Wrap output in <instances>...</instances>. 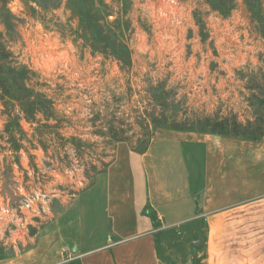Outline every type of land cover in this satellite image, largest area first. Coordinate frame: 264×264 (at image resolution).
Wrapping results in <instances>:
<instances>
[{
  "label": "rangeland",
  "instance_id": "374dc122",
  "mask_svg": "<svg viewBox=\"0 0 264 264\" xmlns=\"http://www.w3.org/2000/svg\"><path fill=\"white\" fill-rule=\"evenodd\" d=\"M81 13L116 28L132 52L130 68L93 51ZM0 34L43 102L27 120L20 103L0 99V204L40 191L50 212L16 243L0 229V260L10 264L41 238L49 251L61 247L57 229L97 176L89 178L91 166L131 150L111 140L108 124L134 137L143 130L137 122L161 108L148 93L162 95L168 120L234 114L245 121L248 88H264V0H226L219 9L211 0H8ZM159 128L166 127L154 128L152 139ZM198 222L156 231L164 264H203Z\"/></svg>",
  "mask_w": 264,
  "mask_h": 264
},
{
  "label": "crops",
  "instance_id": "0c3cea01",
  "mask_svg": "<svg viewBox=\"0 0 264 264\" xmlns=\"http://www.w3.org/2000/svg\"><path fill=\"white\" fill-rule=\"evenodd\" d=\"M121 152L77 196L61 247L41 238L20 264H164L156 231L199 219L203 264H264V136L159 128L145 152Z\"/></svg>",
  "mask_w": 264,
  "mask_h": 264
},
{
  "label": "trees",
  "instance_id": "16d2710c",
  "mask_svg": "<svg viewBox=\"0 0 264 264\" xmlns=\"http://www.w3.org/2000/svg\"><path fill=\"white\" fill-rule=\"evenodd\" d=\"M8 0H0V8L6 5ZM226 0H211L214 8L219 9L224 6ZM248 9L254 6L248 2ZM84 30L91 35L85 36L89 42V46L95 52H99L106 57L116 60L121 66L130 68L132 65V52L127 43L122 40L116 28L112 25H104L100 23L98 17L91 16L90 13L80 14ZM260 33L259 35H262ZM260 36V37H261ZM262 38V37H261ZM30 78L24 66H20L16 62L13 51L10 50L6 41L0 34V99L3 101H13L20 103V112L27 120H32L34 114L39 112L36 107L41 102V93L37 92L28 84ZM163 86V85H157ZM154 88H158V87ZM258 87L260 92H255ZM250 86L248 89L252 92L248 98L249 106L252 108L251 116L245 121L238 120L234 114L204 115V116H184L181 121L177 118L167 119L166 111L163 107V97L160 94L152 95L148 93V99L152 103L156 102L159 112L155 114L146 113L144 122H137L143 125V130H137L134 137L124 134L122 127L112 126L108 124V133L114 142L125 141L128 143L131 151L137 153L145 152L152 139V131L156 127H166L177 131L200 132L217 135L225 138L243 139L251 142H257L264 136V88ZM140 119V118H139ZM74 145L80 147L81 140L76 137H69ZM110 162H100V166H91V174L89 178L99 175L106 171ZM75 264V263H74ZM80 264V263H77Z\"/></svg>",
  "mask_w": 264,
  "mask_h": 264
},
{
  "label": "built area",
  "instance_id": "2783aa9c",
  "mask_svg": "<svg viewBox=\"0 0 264 264\" xmlns=\"http://www.w3.org/2000/svg\"><path fill=\"white\" fill-rule=\"evenodd\" d=\"M49 214L45 195L40 191H35L24 195L14 206L0 204V219L2 220L0 229L3 235H6L7 241L16 243V240L21 241V234L28 236L29 228L40 225ZM61 251L63 254L68 253L65 248Z\"/></svg>",
  "mask_w": 264,
  "mask_h": 264
},
{
  "label": "water",
  "instance_id": "95a60500",
  "mask_svg": "<svg viewBox=\"0 0 264 264\" xmlns=\"http://www.w3.org/2000/svg\"><path fill=\"white\" fill-rule=\"evenodd\" d=\"M195 243H197V242H195Z\"/></svg>",
  "mask_w": 264,
  "mask_h": 264
}]
</instances>
